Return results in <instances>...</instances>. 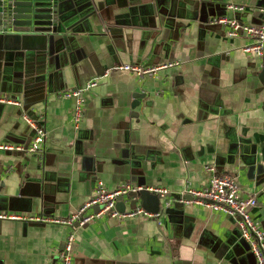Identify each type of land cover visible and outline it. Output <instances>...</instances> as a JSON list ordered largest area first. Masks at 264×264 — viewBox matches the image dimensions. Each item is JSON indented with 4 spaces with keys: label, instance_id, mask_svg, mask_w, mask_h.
Returning a JSON list of instances; mask_svg holds the SVG:
<instances>
[{
    "label": "crops",
    "instance_id": "0c3cea01",
    "mask_svg": "<svg viewBox=\"0 0 264 264\" xmlns=\"http://www.w3.org/2000/svg\"><path fill=\"white\" fill-rule=\"evenodd\" d=\"M58 8L57 48L7 64L0 54V98L23 102L0 100V143H30L24 111H45L47 129L43 158L0 150V210L65 218L98 180L109 190L143 184L177 196L188 184L208 185L206 166L214 165L258 198L252 214L264 229V57L245 50L247 34L230 36L212 22L226 16L261 24L264 0H58ZM171 61L179 64L144 79L116 67ZM95 77L76 128V100L60 93ZM12 196L18 200L10 204ZM171 203L160 217L103 215L75 226L73 264H256L251 250L243 261L224 250L242 237L231 215ZM70 231L0 219V264H58Z\"/></svg>",
    "mask_w": 264,
    "mask_h": 264
},
{
    "label": "built area",
    "instance_id": "2783aa9c",
    "mask_svg": "<svg viewBox=\"0 0 264 264\" xmlns=\"http://www.w3.org/2000/svg\"><path fill=\"white\" fill-rule=\"evenodd\" d=\"M232 8L244 9V6L233 5ZM214 23H220L227 27V32L230 36H238L240 33L247 34L252 42L245 47L247 52L256 53L264 57V22L261 24L242 23L235 18L216 17L212 20ZM179 64V61H171L159 65H144L139 63H128L116 66L119 69H125L134 72L141 79L146 76H154L162 69L169 66ZM109 73V69L103 76ZM101 76V77H103ZM99 78L90 79L83 87L76 89H67L62 91L61 96L74 97L76 104L73 107V123L76 128L81 126L85 114V92L92 89L99 84ZM3 102L12 103L15 105H23L21 100L15 98H0ZM24 120L33 129V136L27 147L23 145H15L12 143H0V150H21L29 153H37L40 158L46 155V137L47 129L42 123L45 117V111L40 113L37 117H32L26 111L22 114ZM207 170L211 172V178L208 185L202 187H194L187 185L186 191L181 194H190L193 201L197 204L211 207L217 211H223L231 215L237 221L241 235L249 242L250 250L256 258V264H264V229L260 222L256 220L252 214V209L258 205V198L255 195H244L240 188V184L235 177L227 172H219L214 165H207ZM143 186H136L133 184H126L114 190H109L104 185L102 180H98L94 189V193L90 198L83 203L76 211L71 213L68 217H53L48 215H27L15 211H1L0 219L34 221L41 223H56L72 227L64 243V247L59 255L58 264H73V247L76 241V234L74 227L85 226L95 219L108 215L113 218H125L142 215L153 218L160 217L162 211L158 213H151L146 211L143 207L137 206L133 209H128L125 212H120L116 205L118 198L122 195L128 194L132 190L142 189ZM152 192L160 194L165 197L171 194L169 189L163 187H148ZM174 198L165 202V207L172 204ZM183 202H188L181 199ZM96 207H99L97 210Z\"/></svg>",
    "mask_w": 264,
    "mask_h": 264
},
{
    "label": "water",
    "instance_id": "95a60500",
    "mask_svg": "<svg viewBox=\"0 0 264 264\" xmlns=\"http://www.w3.org/2000/svg\"><path fill=\"white\" fill-rule=\"evenodd\" d=\"M58 9V0H0V54L3 55V60L6 64L8 62L13 63L17 58H22V56L25 59L30 56L48 55L52 48H57L55 41L59 35L56 34L55 28L58 26ZM260 79L264 82V67L261 70ZM137 101L134 102L133 108L137 106ZM135 185L137 186V184ZM138 185L143 186V188L132 190L118 198L116 207L120 212L128 210L126 199H131L129 203L130 209L141 206L151 213L168 211L171 204L166 207L164 204L171 198H174V207L182 206L185 203L181 199L187 201L193 199L192 195L187 193L177 196L171 193L162 197L160 194L150 191L148 189L149 185ZM16 198L18 197L12 196L10 204L18 200ZM96 209L98 210L99 207H96ZM233 240L229 239L226 241L224 250L231 255V258L240 256L237 259L243 261L248 256L246 253L250 251V244L243 236L239 237L238 240ZM243 257L244 259H242ZM88 264L137 263L97 259L92 262L88 261Z\"/></svg>",
    "mask_w": 264,
    "mask_h": 264
}]
</instances>
